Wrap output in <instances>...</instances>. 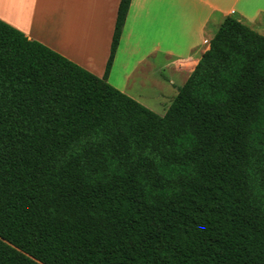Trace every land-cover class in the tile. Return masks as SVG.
I'll return each instance as SVG.
<instances>
[{"label": "trees", "instance_id": "obj_1", "mask_svg": "<svg viewBox=\"0 0 264 264\" xmlns=\"http://www.w3.org/2000/svg\"><path fill=\"white\" fill-rule=\"evenodd\" d=\"M0 20V264H264V36L226 17L162 116Z\"/></svg>", "mask_w": 264, "mask_h": 264}, {"label": "crops", "instance_id": "obj_2", "mask_svg": "<svg viewBox=\"0 0 264 264\" xmlns=\"http://www.w3.org/2000/svg\"><path fill=\"white\" fill-rule=\"evenodd\" d=\"M119 1L0 0V20L102 77ZM226 17L264 36V0H131L107 83L162 116Z\"/></svg>", "mask_w": 264, "mask_h": 264}, {"label": "rangeland", "instance_id": "obj_3", "mask_svg": "<svg viewBox=\"0 0 264 264\" xmlns=\"http://www.w3.org/2000/svg\"><path fill=\"white\" fill-rule=\"evenodd\" d=\"M140 91L144 92V94L146 95L147 102L149 103L148 105H150L151 107H153L157 103L156 102V99L157 98L155 97V91L153 90V88L150 89L149 86H148V84H146V83L141 84V90Z\"/></svg>", "mask_w": 264, "mask_h": 264}]
</instances>
